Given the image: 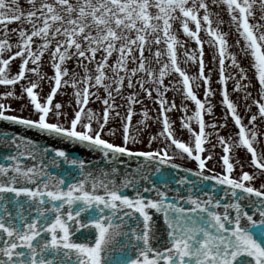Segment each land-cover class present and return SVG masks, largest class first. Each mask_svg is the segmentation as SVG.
Here are the masks:
<instances>
[{
  "label": "snow or ice",
  "instance_id": "obj_1",
  "mask_svg": "<svg viewBox=\"0 0 264 264\" xmlns=\"http://www.w3.org/2000/svg\"><path fill=\"white\" fill-rule=\"evenodd\" d=\"M221 11L237 37L232 44L220 28ZM177 23L195 43L183 53L185 64L196 65L192 75L178 61L185 41ZM46 53L51 75L43 70ZM173 73L179 79L166 83ZM44 82L49 91L41 97ZM0 86V123L58 142L0 135V148L8 150L0 153V264H264V150L257 148L264 132L256 124L264 123V0H0ZM65 87L72 89L63 93L69 100H55ZM201 87L203 98L194 90ZM173 90L180 105L167 97ZM217 91L223 122L211 102ZM117 96L125 103L118 105ZM145 99L156 105L155 116ZM11 101L31 114H15ZM94 101L100 111L89 107ZM241 105L246 113L257 110L247 124ZM174 110L187 141L176 135ZM228 117L237 131L226 137ZM150 120L159 128L148 134V150L129 147L141 142ZM117 130L121 143L105 138ZM66 145L99 154L107 168L90 170L91 161L71 156ZM239 149L250 154L254 171L244 170ZM123 157L135 158L137 167L120 175L114 165ZM61 165L66 175L51 171Z\"/></svg>",
  "mask_w": 264,
  "mask_h": 264
},
{
  "label": "rangeland",
  "instance_id": "obj_2",
  "mask_svg": "<svg viewBox=\"0 0 264 264\" xmlns=\"http://www.w3.org/2000/svg\"><path fill=\"white\" fill-rule=\"evenodd\" d=\"M221 16L223 17V19L225 20V24L224 25H221L220 28L222 31H227L229 32L228 34V41L230 44H232L234 42V40L237 38L236 35L229 31L228 29V26H227V21H228V17L226 15L225 12L221 11ZM216 17H213V26L215 27L216 24H215V21H216ZM12 27H15V25H9V28H12ZM190 27H192L194 29V25H190ZM174 29L176 30V34L178 35L179 39L182 40V41H185V46L184 48H180L179 46L177 47V55H178V61L180 63V66L182 68H185L186 71L192 75L196 72L197 68H196V65L192 64L191 62L185 64L184 63V60H185V57L183 55L185 49H191V48H195V43L193 41H189L187 37H185L183 35V32H182V29L179 28V24H175L174 25ZM201 39L203 41H208L210 39V37H208L203 31H201V33L199 34ZM16 41V34L15 33H12L11 34V41L10 42H15ZM13 51H15V49H13ZM230 51H237V49L235 48H232L230 49ZM204 52H205V61L206 63H208V66L209 67H212V64L210 63V60H211V53L213 52V49L207 44L205 43L204 44ZM19 63V59L17 58L15 61L12 62L11 64V71L14 73L16 70H17V65ZM228 62L226 61V64ZM245 65L247 64V61H244ZM43 64H44V71L48 73V75H51V70L49 67H47L48 65V54L46 53L43 57ZM68 67L71 69L73 67V64L72 62H69L68 64ZM77 71H79V69H77ZM229 71H235L234 69H229ZM29 78L30 79H34L35 77H33L31 74H29ZM67 79V77L65 78ZM179 77L173 73L172 75H170L169 77L166 78V83H168L169 81H173L175 82L176 80H178ZM212 80H213V83H212V88L213 90H217L220 86L218 85V83L216 82L217 81V73L214 71L212 73ZM21 83H26V82H21ZM42 88H43V91H40V89H37V91L39 92L40 96L43 97L44 95H46L49 91V85L47 82H44L42 83ZM228 87H229V90L231 91L232 89V82L230 81L229 84H228ZM175 88L176 89H180L181 88V85L180 84H176L175 85ZM15 90L17 93H19L20 91V85L17 84L15 86ZM138 90V89H137ZM197 94L203 98V88H199V89H194ZM5 91V87L4 86H0V92H3ZM129 90L127 88L124 89V94H127ZM71 93L72 92V89L70 87H65V88H62L60 90V93L61 94H58L56 97H55V100H58V101H68L69 100V96L68 95H63V93ZM102 91H101V95H102ZM239 94L237 93H232V98L234 100L237 99ZM253 95H255V92H253ZM167 97L169 100H173L175 99V102L177 103V105H180L181 103V95H180V92L179 91H176V90H173V91H169L167 93ZM220 100H221V97L219 95V92L217 91L216 92V95H214L213 97H211V102L212 104L215 106L214 107V112H215V117L217 118L218 122H223L221 117L223 115V112H224V109L220 103ZM5 103H8L9 101H4ZM21 102L19 101H11V104H12V107L17 109L16 113L17 115H23V116H29L31 114V110H25L24 112H19V104ZM116 103L118 105H122L125 103L124 100H122L119 96L116 97ZM185 104H188L189 106V109L190 111L194 108V105L191 104V102L185 100L184 101ZM144 105L146 107H148L149 109H153L152 112H150V115L151 116H155L156 115V112L154 111V109L156 108V105L153 104V102L151 100H147L145 99L144 100ZM89 107L93 108L94 110L96 111H100V109L102 108V105L99 101H94V102H91ZM140 105H135V108L137 109V112H139L140 110ZM66 111L69 112V115H71V108H66L65 109ZM118 111H120L122 114L124 113L125 109L124 108H118L117 109ZM239 114L244 118V123L247 124L248 123V116H250L252 113H255L257 110L256 108L253 106L252 109H251V112L249 113H246L245 112V109L243 107V105H241L239 107ZM190 114V113H189ZM181 115L180 112L178 111H173L172 113H170V117L173 121H175V124L173 125V127L176 129V135L184 140V141H187L188 139V134L186 131H183L181 132L180 131V128H179V119L178 117ZM35 118V117H33ZM140 119V116L139 115H136L133 117V124H135L136 120ZM205 119L206 120H210L212 119L211 117H208V116H205ZM148 123L150 124V128L143 134L142 138H141V142L140 143H137L135 145H132L131 143L129 144V147H134L135 149H142V150H148V143H147V140H148V134L149 133H155L158 128H159V125H155V124H152V121H148ZM256 124L259 128V130L261 132H264V123H262L259 119L256 121ZM109 127H113V126H116L118 128V122L117 121H110ZM195 127V125H193ZM249 127H251V125H249ZM237 131V129L235 128L233 122L231 121V118L228 117V120H227V127L224 128V129H221V134L222 135H225L226 137L229 135V134H233ZM106 139H110L112 140L113 142L119 144L121 143V133L119 130H117L116 132V135L114 137H110V136H105ZM233 139H236V137L233 135ZM261 143L257 146L258 148V151L260 150H264V136H262L261 138ZM151 147L152 148H156L157 147V143L156 142H153L151 144ZM216 153L218 154H222V151H221V148L217 147L215 149ZM236 154L237 156L239 157L240 161L242 163L245 164V167H244V170L245 171H249V172H252L254 171L255 169L250 166V164L248 163V161L250 160V154H247L246 153V150L244 149H239V150H236ZM177 163H181V164H184L185 166L187 167H191V168H195V163L194 162H189L187 160H184V161H181V160H177L176 161ZM209 167L212 166V162H209ZM216 171H220V165L217 164L216 165ZM240 173V168L239 166H237L236 168V171L234 172V175H239ZM256 186L258 187L259 186V182L257 181L256 182Z\"/></svg>",
  "mask_w": 264,
  "mask_h": 264
},
{
  "label": "water",
  "instance_id": "obj_3",
  "mask_svg": "<svg viewBox=\"0 0 264 264\" xmlns=\"http://www.w3.org/2000/svg\"><path fill=\"white\" fill-rule=\"evenodd\" d=\"M4 132H8L11 135H22L26 136L28 138L33 139L37 144L44 145L46 143H56V141H46L45 138L41 137L39 133L36 130H27L23 128L22 126L18 125H11L7 122L0 123V135H2ZM65 150L70 153L73 157H78L80 159H85L86 161H91L90 170L92 169H99V168H107V165L101 160L99 154H93L88 152L86 149H83L80 146H72V145H66ZM7 149L0 148V153L7 152ZM124 160L123 164H116V166L119 169V174L123 175L125 172H130L131 170L135 169L137 167V160L135 158L128 159L126 157L121 158ZM27 163H32V161H26ZM53 173L56 174H67L68 166L61 165L60 168L51 169ZM72 175H76L75 172H72ZM191 178V177H190ZM155 179V177H153ZM143 183V182H142ZM172 189L175 190L177 187L175 184L171 185ZM129 194H131V190H126ZM173 192H170L169 195H173ZM181 194H186L185 190L181 188ZM160 222V221H158Z\"/></svg>",
  "mask_w": 264,
  "mask_h": 264
}]
</instances>
